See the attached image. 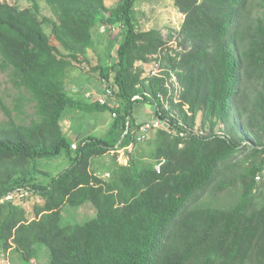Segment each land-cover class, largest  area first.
<instances>
[{
    "label": "trees",
    "instance_id": "16d2710c",
    "mask_svg": "<svg viewBox=\"0 0 264 264\" xmlns=\"http://www.w3.org/2000/svg\"><path fill=\"white\" fill-rule=\"evenodd\" d=\"M29 1L0 0V69L34 103L26 123L2 105L0 247L24 264L39 248L46 264H264V0H173L183 20L166 36L138 28L137 0ZM106 35L110 62L96 47ZM156 54L162 70L150 75ZM91 56L112 86L104 104L85 97V73L69 88L70 69ZM136 102L176 131L151 127L138 140ZM67 108L109 110L107 132L72 148ZM111 151L98 174L96 158ZM59 157L68 164L54 174L35 164ZM30 198L32 217L20 204Z\"/></svg>",
    "mask_w": 264,
    "mask_h": 264
},
{
    "label": "rangeland",
    "instance_id": "374dc122",
    "mask_svg": "<svg viewBox=\"0 0 264 264\" xmlns=\"http://www.w3.org/2000/svg\"><path fill=\"white\" fill-rule=\"evenodd\" d=\"M11 4L16 5L19 8H24L30 5L29 0H6ZM118 0H106L107 6L115 5ZM134 16L138 24L139 29H149L158 28L161 30L162 34L166 36L167 29L179 28L181 21L183 20V15L176 10L173 6V0H137L135 3ZM42 13L48 16H52V12L48 7L42 2ZM45 30L50 32V26H46ZM169 41H174L171 38ZM97 42V51L102 56L104 54V60L110 62L112 57L115 55V47L109 50V35H106L100 41ZM97 63V57L91 56L90 63L85 61L75 63L74 66L69 71V78L71 83L69 88L74 87L78 84L81 74L85 73V79L87 82L82 87L85 91V97L89 96V99H95L97 95L102 93L103 83L100 79L98 71H94L93 67ZM153 65L147 66V69ZM82 79V78H81ZM85 80V81H86ZM73 82V83H72ZM77 87V86H75ZM29 94L24 90H19L13 86L10 77L9 70L0 69V121L8 119V115L2 108L5 106L7 110L10 111L12 118L18 123L29 122L31 118L34 117V103L28 100ZM143 109V104L141 102H136L134 104V114L141 115ZM64 115H69L65 118L66 123L72 121L71 130L74 128H80L82 131L93 132L95 127L94 122L99 123L101 127H98L94 134L97 136H103L111 123L112 116L109 110H103L93 113L83 112L74 108H67ZM71 116V117H70ZM81 124V125H80ZM62 125H66L64 120H62ZM67 127V126H65ZM77 144V143H76ZM123 151V150H121ZM127 153L124 151L122 154H118L117 158L121 163H125L127 160ZM111 155L108 158L104 157L99 159L95 164L101 167L105 166L109 161ZM37 167L43 171H47L50 174L58 172L61 168L65 167L68 163L62 158L55 159H37L35 161ZM38 180L45 178V175L39 173L36 175ZM20 204L28 217L33 216V198L28 200L20 201ZM83 211L85 209H82ZM81 212L80 216L85 217L89 213ZM79 216V217H80ZM47 252L45 248H39L35 258L31 259L30 264H46L47 263ZM0 264H24L21 260L19 253L14 249L3 250L0 247Z\"/></svg>",
    "mask_w": 264,
    "mask_h": 264
},
{
    "label": "built area",
    "instance_id": "2783aa9c",
    "mask_svg": "<svg viewBox=\"0 0 264 264\" xmlns=\"http://www.w3.org/2000/svg\"><path fill=\"white\" fill-rule=\"evenodd\" d=\"M116 28H118V25H115L114 27H112V31H115ZM104 28L102 27V30ZM174 41H168V46L172 49H176L179 50L182 47L178 45V41L175 40V38H173ZM157 60H155V62L153 63V65H151L149 67V69H147V72L150 75H159V73L161 72L162 68L160 66V54H156L154 55ZM171 81L174 82V85L171 84ZM102 83L104 85L103 87V91L101 94L97 95V97L95 98L99 103L104 104L107 101V97H109L112 94V86L106 81L105 78H102ZM168 88H169V92L173 89V87L176 88V91L179 88L178 82L176 81V76L175 74L172 72V76L169 79V81L167 82ZM159 118V117H158ZM162 126V123L156 119L153 121H146L143 122V124L140 125L139 130H140V134L137 137L138 140L143 139L148 131L149 128L151 127H159ZM181 135L183 134L182 132L180 133ZM76 143H72L71 147L72 148H76ZM256 179H259V176H257Z\"/></svg>",
    "mask_w": 264,
    "mask_h": 264
},
{
    "label": "crops",
    "instance_id": "0c3cea01",
    "mask_svg": "<svg viewBox=\"0 0 264 264\" xmlns=\"http://www.w3.org/2000/svg\"><path fill=\"white\" fill-rule=\"evenodd\" d=\"M111 6H114V4L113 5H111ZM168 30L169 29H167V32H168ZM166 32V33H167ZM96 47H97V42H96ZM78 89V87H73V90H77ZM142 114L139 116H137V115H135L134 114V116L137 118V120H141V119H146V118H148L150 115H152V112H151V109L150 108H148V107H146V105L145 104H143V109H142V112H141ZM112 116V115H111ZM67 117H69V115H65V117L63 118V120H64V123L66 124V125H63V130H64V133L69 137V139L71 140V143H78V141L81 139V138H83V137H85L86 135H89V134H94V131H96L97 130V128L98 127H101L100 125H99V123H97V122H94V125H95V127L93 128L94 130H93V132L92 131H89V132H85V131H82L80 128H77V129H73V130H71L70 129V127L72 126V121H71V119H70V121L69 122H67L66 123V120H65V118H67ZM71 117V116H70ZM81 125V124H80ZM110 125V124H109ZM65 126H67V127H65ZM121 150H123V151H121ZM125 151V149L124 148H120V149H118L116 152H117V156H118V154H122L123 152ZM111 154H113V151H111L110 153H107V154H105V155H103V156H101V157H98V158H96V160H95V162H97L99 159L101 160V158H104V157H106V158H108V155H111ZM63 160H66L65 158H63ZM117 160L119 161V159L117 158ZM128 161V156H127V160H126V162ZM120 162V161H119ZM125 162V163H126ZM121 163V162H120ZM125 163H123V164H125ZM96 171H97V173L98 174H100V173H103V175L105 176V175H108V172L107 171H105L106 170V168H105V166H103V167H101V166H99L98 164H97V166H96ZM104 171V172H103Z\"/></svg>",
    "mask_w": 264,
    "mask_h": 264
},
{
    "label": "water",
    "instance_id": "95a60500",
    "mask_svg": "<svg viewBox=\"0 0 264 264\" xmlns=\"http://www.w3.org/2000/svg\"><path fill=\"white\" fill-rule=\"evenodd\" d=\"M146 107L150 108L151 109V112H152V115H150L148 118L146 119H141V120H137V123H142V122H146V121H153V120H156L158 119L161 123H162V126L169 129V130H174L176 131L172 126H170L167 122H165L163 119L161 118H158L157 114H156V110L157 108L154 106V105H151L149 103H146L145 104Z\"/></svg>",
    "mask_w": 264,
    "mask_h": 264
}]
</instances>
